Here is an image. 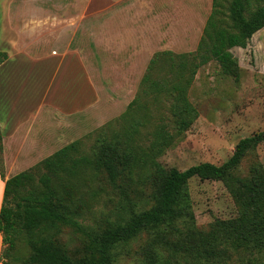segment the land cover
<instances>
[{
  "label": "rangeland",
  "instance_id": "obj_1",
  "mask_svg": "<svg viewBox=\"0 0 264 264\" xmlns=\"http://www.w3.org/2000/svg\"><path fill=\"white\" fill-rule=\"evenodd\" d=\"M23 1L26 14L14 15ZM11 9L16 22L23 24L21 34L26 35L20 49L34 57L77 52L98 97L94 107L77 115H57L50 120L45 119V112L36 116L23 142L12 139L5 143L8 166L1 142L0 170L6 175L9 169L13 176L30 170L37 173L35 169L43 172L40 164L45 159L74 143L80 151L89 152L103 129L118 130L123 114L140 93L155 55L196 52L212 0H0L1 49H12L4 40L15 34L11 27V32L7 30L5 20V13ZM231 52L238 60L239 77L222 73L215 60L198 70L188 93L198 118L157 158L163 168L184 171L204 162L221 165L240 140L264 131V28L252 36L247 48L236 47ZM151 110L154 123L165 124L173 133L168 106H151ZM150 141L146 136L141 143L148 146ZM258 164L264 168V143L244 159L240 172L249 173ZM77 190L88 202L79 221L95 228L127 216L130 204L139 209L151 202L154 186L151 180L119 179L111 184L98 177L78 183ZM189 192L200 230H208L215 220L238 215V207L222 181L194 177ZM151 239L143 234L119 248L111 264H145ZM61 241L79 252L88 239L65 228ZM26 255L22 237L11 264H22Z\"/></svg>",
  "mask_w": 264,
  "mask_h": 264
},
{
  "label": "trees",
  "instance_id": "obj_2",
  "mask_svg": "<svg viewBox=\"0 0 264 264\" xmlns=\"http://www.w3.org/2000/svg\"><path fill=\"white\" fill-rule=\"evenodd\" d=\"M263 28L264 0H212L196 52L155 55L118 130L103 129L89 152L80 151L77 143L61 149L40 164L43 172L35 169L38 176L30 170L6 179L1 264H11L22 237L27 249L22 264H111L119 248L143 234L152 237L145 264H264V168L258 164L249 173L240 172L244 159L264 143V131L240 140L221 165L204 162L180 171L157 161L198 118L188 96L198 70L215 60L222 73L238 78L240 68L231 49L247 48ZM7 58L0 52V64ZM151 106H168L173 133L154 123ZM146 136L151 137L148 146L141 143ZM1 142L0 134V151ZM0 175L5 179L3 170ZM98 177L111 184L151 180V202L139 209L130 204L127 216L89 228L79 221L88 202L77 184ZM194 177L222 181L238 207L237 217L215 220L208 230H200L189 192ZM65 228L86 236L82 250H71L61 241Z\"/></svg>",
  "mask_w": 264,
  "mask_h": 264
},
{
  "label": "crops",
  "instance_id": "obj_3",
  "mask_svg": "<svg viewBox=\"0 0 264 264\" xmlns=\"http://www.w3.org/2000/svg\"><path fill=\"white\" fill-rule=\"evenodd\" d=\"M23 2L17 12L11 9L5 13L7 30L11 32V27L15 34L14 38H4L12 49L0 48L8 55L0 64V134L7 166L5 143L12 139L23 142L28 135L27 127L40 113L45 112L46 120L57 115L73 116L91 109L98 100L94 83L77 52L34 57L26 49H20L26 35L21 34L23 24L16 22L14 15L26 14V3ZM8 170L5 179L0 175V211L5 180L11 177ZM2 250L0 233V264Z\"/></svg>",
  "mask_w": 264,
  "mask_h": 264
},
{
  "label": "bare ground",
  "instance_id": "obj_4",
  "mask_svg": "<svg viewBox=\"0 0 264 264\" xmlns=\"http://www.w3.org/2000/svg\"><path fill=\"white\" fill-rule=\"evenodd\" d=\"M64 106H65V104H64Z\"/></svg>",
  "mask_w": 264,
  "mask_h": 264
}]
</instances>
